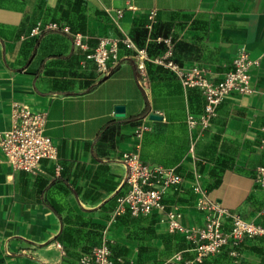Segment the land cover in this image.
I'll return each instance as SVG.
<instances>
[{"label": "crops", "instance_id": "0c3cea01", "mask_svg": "<svg viewBox=\"0 0 264 264\" xmlns=\"http://www.w3.org/2000/svg\"><path fill=\"white\" fill-rule=\"evenodd\" d=\"M146 29L144 48L171 39L174 60L205 69L214 82L247 51L257 62L252 91L227 97L210 126L191 127L189 118L206 112L199 88L157 65L141 73L124 45L109 74L88 58L102 39ZM16 101L47 113L59 158L27 172L0 148V264H81L103 244L116 264H164L180 252L193 258L192 243L156 214H116L125 157L135 153L183 175L166 203L184 226L206 223L197 181L211 199L264 226V190L255 181L264 164V0H0V136ZM237 251L204 264H264V237L246 238Z\"/></svg>", "mask_w": 264, "mask_h": 264}, {"label": "built area", "instance_id": "2783aa9c", "mask_svg": "<svg viewBox=\"0 0 264 264\" xmlns=\"http://www.w3.org/2000/svg\"><path fill=\"white\" fill-rule=\"evenodd\" d=\"M122 16V12H119ZM51 28L57 29V24ZM66 32L70 31L65 27ZM165 41L167 50L158 56H151L148 48H139L130 36L116 39H102L96 50L88 55L98 69L110 73L109 62L119 60L120 46L124 45L135 51L134 60L137 69L144 73L148 64L162 66L176 74L188 87L199 88L206 96V112L200 118H189L191 127L201 124L208 127L217 114L219 105L232 93L249 94L251 88V69L257 64L247 51L242 50L234 59L233 68L220 81L214 82L201 67L185 69L173 58L171 39ZM76 44L85 47L82 37H76ZM48 117L44 111L35 109L29 102L16 101L12 107V126L0 136V148L7 160L17 170L35 172L43 159L57 160V145L46 134ZM141 135V134H140ZM126 174L123 179L125 194L117 197L116 214L129 211L134 216L156 214L172 233L184 236L192 243L193 258L177 253L164 264H203L209 257L218 255L224 249L238 257L237 248L246 238L264 237V226L244 219L239 213L223 207L209 197L208 191L197 181L193 189L197 194V208L206 213V223L202 227L188 228L181 223L182 213L170 209L166 196L179 191L184 182L182 174L174 168L149 165L142 162L138 153L125 157ZM256 183L264 190V164L255 175ZM61 248V245H58ZM81 264H116L111 249L99 245L91 253L80 259Z\"/></svg>", "mask_w": 264, "mask_h": 264}, {"label": "trees", "instance_id": "16d2710c", "mask_svg": "<svg viewBox=\"0 0 264 264\" xmlns=\"http://www.w3.org/2000/svg\"><path fill=\"white\" fill-rule=\"evenodd\" d=\"M147 36H148V30H144L142 32H135V34L133 35V39L136 43H138L141 47L144 48V45H145V41L147 39ZM142 37V38H141ZM153 37V36H152ZM154 38V37H153ZM156 39V37L154 38ZM165 49V43L164 41H161L160 43H157V42H152L151 44H149L148 46V51H149V54L151 56H157L158 54H160L162 51H164ZM155 65L153 63H149L148 64V69L150 70V68ZM162 67V66H160ZM228 249V248H226ZM239 250V247L237 248ZM225 250V249H224ZM230 251V249H228ZM204 264V263H203Z\"/></svg>", "mask_w": 264, "mask_h": 264}, {"label": "water", "instance_id": "95a60500", "mask_svg": "<svg viewBox=\"0 0 264 264\" xmlns=\"http://www.w3.org/2000/svg\"><path fill=\"white\" fill-rule=\"evenodd\" d=\"M125 111H126V107L124 105H118L116 107V113H117V116L119 117H124ZM151 119H161V117L157 115H151Z\"/></svg>", "mask_w": 264, "mask_h": 264}]
</instances>
